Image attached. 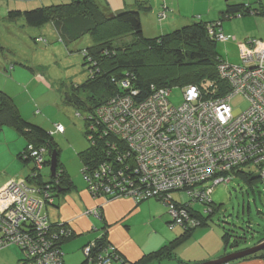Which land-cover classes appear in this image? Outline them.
Here are the masks:
<instances>
[{"label": "trees", "instance_id": "trees-1", "mask_svg": "<svg viewBox=\"0 0 264 264\" xmlns=\"http://www.w3.org/2000/svg\"><path fill=\"white\" fill-rule=\"evenodd\" d=\"M139 6L146 7L143 3H137L135 8L112 11L99 0H71L68 3L42 6L31 10L10 9L5 17L11 22L22 18L25 24L32 27L53 23L59 39L67 48L85 35H90L93 38L91 45L78 50L82 55V65L88 66V80L79 85L73 84L69 91L64 88L60 96L62 101L74 107L80 116V110L85 112L83 118L84 136L88 141V147L79 152L82 162L81 172L85 173L83 175L85 183L89 180L98 187L109 186L114 189V186L120 184L129 191L138 187L145 188V183L141 182L139 165L135 159L134 151L132 152L129 143L122 138L121 133L113 131L98 118L101 107L112 106L115 100L124 96L141 101L150 96L152 87H168L171 92L173 88L196 86L204 99L216 98L228 91L227 84L220 79L217 70V63L223 59L215 48L219 42L209 34V29H214L213 25L215 26L216 22L220 23L219 20L194 21L166 34L148 38L142 31L141 8ZM262 11L260 12L262 13ZM257 12L258 10L251 9L244 3L227 4L224 16L230 18L245 14H257ZM124 33L129 34L131 43H119L114 47L112 39L115 40ZM3 49V46L0 45V53L3 52ZM145 51L155 61L151 62L147 54L144 53ZM165 59L169 61L171 67H165L166 64L162 63ZM122 81H128L129 86H122ZM5 127L13 128L26 140L25 147L17 155V158L25 166L31 164L30 171L24 178L26 183L35 186L44 196L45 207L56 205L55 200L59 197L58 191L59 188H62L61 184L65 188H70L71 179L61 163L59 176L61 184L51 181L53 179L50 170L48 174L44 173L45 167L50 168V151L54 150L58 155V150L51 144L52 133H55L54 129L49 132L26 120L13 98L0 89V130ZM29 145L41 155L42 163L37 164L36 157L29 154L27 151ZM86 163H88L87 171L83 170ZM32 169H34L35 176H33ZM229 175L230 177L232 175L239 176L251 186L259 181L264 182V177L259 171L250 166L236 167ZM183 193V190L177 189L162 196L152 195V197L165 205L161 197L169 196L179 207L184 206L181 202ZM98 194L96 196H99ZM113 196L106 195V198L108 200L116 199ZM210 204L211 207L212 200ZM166 208L169 211V207L166 206ZM190 208L189 217L194 219L195 224L193 226H190L188 222L172 224L170 215L167 229L172 231L176 226H179L182 232L156 251L147 254L142 262L177 259L175 250L179 246L188 241L197 229L210 227L208 225L210 208L197 209L195 204ZM213 212L214 209L211 210V214ZM48 221L51 229L58 228L61 223L51 222L49 218ZM217 226L221 230L224 253L229 254L248 248L228 251L229 245L238 247L239 244L246 242L245 231L239 226L237 228L235 224L228 231L222 226ZM23 230H26V227ZM52 233L58 232L56 230ZM263 239L258 240L253 246ZM231 240L233 241L230 242ZM248 257L264 258V251L244 258ZM109 259L112 264H130L119 252H115ZM179 262V264H187ZM27 264H35V261H29ZM59 264H64L63 251ZM81 264L92 263L83 256Z\"/></svg>", "mask_w": 264, "mask_h": 264}, {"label": "rangeland", "instance_id": "rangeland-1", "mask_svg": "<svg viewBox=\"0 0 264 264\" xmlns=\"http://www.w3.org/2000/svg\"><path fill=\"white\" fill-rule=\"evenodd\" d=\"M70 1L0 0V45L4 48L3 52L0 53V89L13 98L20 113L26 120H33L34 124L43 127L49 132L54 129L55 133H52L51 144L58 150V155L55 154L57 165L51 181L58 184L61 178L59 177L61 163L71 179L70 186L73 185L80 190L85 185L83 177L85 173L81 172L82 162L79 152L88 147V141L84 136L83 118L85 112L80 110V116L74 107L62 101L60 94L63 93L64 88L69 91L73 84L79 85L88 80V66L82 65V55L78 50L91 45L93 38L90 35H85L67 48L59 39L58 33L55 34L50 23L41 26L43 27L41 28L28 26L22 18L12 22L5 18L10 9L24 11ZM137 1L143 4L147 2L151 6L150 9L139 6L141 8L142 31L144 36L148 38L166 34L175 28H180L194 21L208 22L219 20L223 33L228 35L230 40L217 43L215 48L216 52L230 64L239 63V43L249 40L264 41V0H108L112 8H116V10H124V7H129V5L135 8ZM163 1L166 2L164 3ZM237 3L247 4L251 9L258 10V12L257 14L225 17L226 5ZM160 12L166 14L163 22L158 19ZM120 36L115 40L112 39L111 42L114 43L112 44L114 47L116 44L128 43L131 40L129 34L124 33ZM39 37H42V39H38ZM144 53L147 54L151 62L155 61L151 59L152 57L147 51ZM162 63L166 64L165 67H171L167 59L163 60ZM169 101L173 105L180 104L182 102L181 89L173 88ZM230 104L233 110L245 109L247 106V102L241 95L235 96ZM58 123L64 128L61 129ZM62 130L64 131L62 132ZM54 153V150L50 151L51 156ZM17 162L25 169L20 160H17ZM6 163L8 162H3L0 158V170L8 165ZM16 165V163H13V168ZM30 165H26V168H29ZM87 168L88 163L85 164L83 170L87 171ZM48 171L49 168L45 167L44 173L48 174ZM33 172L34 169H32ZM208 184L210 185V182ZM61 187L58 191L59 196H64L71 189V187L65 188L63 184H61ZM38 196L42 198V195L38 194ZM126 198L132 199L131 197ZM211 200L213 202L211 207L209 206L211 205L210 202L207 201L201 205L197 204V200L192 202L197 209L210 208L208 212L210 214V220H208L210 227H207L210 228V231L201 232L196 236L194 232L188 241L175 250L176 256L194 254L196 252L206 253L210 248L218 249L219 246L222 247L224 244L222 239L220 240L221 230L217 225L224 227L228 231L235 224L237 228L239 226L245 231L246 242L239 244L238 247L229 245L228 251L237 248H249L258 240L264 238V182L259 181L251 186L241 177L232 175L228 182H222L214 186ZM132 201L134 205L140 203V205L144 204L146 206L145 211L138 215L139 221L134 227L138 237L142 236L147 241L148 239L152 241L158 236L163 238V236H167L169 233L173 234L179 228L181 229V227L176 226L177 228L174 231H169L165 222L170 218L171 214H175V218H180L182 210L189 214L191 209L188 205L177 207L171 199L164 201L165 205L171 209L170 213L166 206L154 197H149L138 203L134 199ZM172 204L174 208H171L170 205ZM103 205L104 203L99 204L82 213V216H94L98 219V222L101 221L103 223L100 229H95L101 230L103 233L97 235L98 231L95 232V239L88 241L81 248V256H84L87 260H92V264H102L104 258H100L99 255L105 250L111 249L119 252L118 248L105 235L108 228L103 222V214L101 212ZM212 209H214V212L211 214ZM150 221L152 225L149 223ZM61 223H59V227L63 226ZM63 223H66L64 225L65 229L69 230L70 233L68 235L47 233L46 237L52 238L50 239L52 244L50 248L58 247L62 250V246L75 237L76 233L68 225V222ZM150 230L157 234L148 236ZM263 241L264 239L256 245ZM261 251L263 252L264 249ZM23 257V252L16 245L12 244L0 249V261L3 260L2 264H17L16 260L18 258L22 259L18 264H26ZM142 261L134 264H142ZM170 261L172 260H166L165 263Z\"/></svg>", "mask_w": 264, "mask_h": 264}, {"label": "built area", "instance_id": "built-area-1", "mask_svg": "<svg viewBox=\"0 0 264 264\" xmlns=\"http://www.w3.org/2000/svg\"><path fill=\"white\" fill-rule=\"evenodd\" d=\"M164 14H158L159 20ZM213 27L209 34L216 41L230 40L219 22ZM238 48V64L223 59L217 63L219 77L228 86L221 96L204 99L196 86H187L181 88L182 102L173 105L168 87H152L150 96L141 101L124 96L112 106L101 107L98 118L121 133L134 151L145 188L129 191L120 184L114 189L98 187L86 178L89 193L93 197H131L138 203L181 189L182 204L192 207L194 200L197 204L211 202L214 186L228 182L229 173L236 167L250 166L264 177V41L241 42ZM121 84L129 86L128 81ZM237 95L247 102L245 109H232L230 102ZM27 151L36 157L37 164L43 162L31 145ZM38 194L39 190L24 178L12 179L0 188V249L16 245L26 264H59L62 252L58 247L50 248L52 238L46 234L57 230L56 235H68L70 231L63 222V226L51 229L43 211L44 196ZM181 214L180 218L171 214L172 224H195L186 211ZM115 252L108 249L100 253L102 264H112L109 257Z\"/></svg>", "mask_w": 264, "mask_h": 264}, {"label": "crops", "instance_id": "crops-1", "mask_svg": "<svg viewBox=\"0 0 264 264\" xmlns=\"http://www.w3.org/2000/svg\"><path fill=\"white\" fill-rule=\"evenodd\" d=\"M101 2L108 4L107 6L112 11H119L116 10V8H112L108 0H102ZM137 3L139 2L137 1ZM145 4L146 9L151 8L150 4H147V2H145ZM130 8L134 7H132V5H129V7H124V9ZM165 17L166 14H164V18ZM164 18L159 21L163 22ZM50 24L53 26L55 34H57L53 23ZM38 39H42V37H39ZM38 79L40 80V78ZM32 121L33 120H31V122ZM25 145L26 140L13 128L5 127L0 130V158L3 162H8L6 163L8 165L0 170V188L12 179L25 178L29 173L31 165L29 168H26L25 164L20 161L25 166L24 169L17 162V160H19L17 155L21 152ZM13 163L17 164L15 168L12 166ZM55 203L56 205H47L44 209V213L51 222H68V225L76 233L74 238L70 239L62 246V251L64 253V264H81L83 261V256H81L82 246L88 241L95 239V232L98 231L97 235H101L103 233L101 230H95L96 228L100 229L103 224L101 221L98 222V219L94 216H82V213L87 209L96 207L99 204L104 203L103 207L101 208V212L103 214V222L108 228L105 234L107 239L118 248L119 252L130 264L142 261L147 254L156 251L182 232V229L179 228V230L173 234L169 233L167 236H163V238L158 236L152 241H149V239L147 241L142 236L138 237L136 228L134 226L137 221H139L137 218L138 215L142 211H145L146 206L144 204L140 205V203L138 205H134L132 199L129 198L107 200L104 197H92L86 189V184L80 188V190L72 185L70 191L64 196H59L55 200ZM168 220L169 219H167V221ZM167 221L165 222L166 224ZM149 223L152 225L151 221ZM176 228H174L172 231H174ZM204 231H210V228L198 229L195 231V236ZM156 234V232L150 230L148 236ZM224 255H227V253L223 252V246H219L218 249L210 248L206 253L196 252L194 254L180 255L181 257L177 256V259L170 258L160 261H146L142 264H179V261L187 264H196L217 259ZM20 260L21 258H18L16 263L18 264ZM166 260L172 261L165 263ZM2 263L3 260L0 261V264ZM226 264H264V258L248 257L236 259Z\"/></svg>", "mask_w": 264, "mask_h": 264}, {"label": "water", "instance_id": "water-1", "mask_svg": "<svg viewBox=\"0 0 264 264\" xmlns=\"http://www.w3.org/2000/svg\"><path fill=\"white\" fill-rule=\"evenodd\" d=\"M55 153L52 154L51 158H50V163H49V170H50V175L51 177L54 176V172H55V169H56V165H57V162H56V157H55ZM262 249H264V241L258 245H254L252 247H249L247 249H243V250H240V251H235V252H232V253H229L227 255H224L222 257H219L217 259H213V260H210V261H205V262H202V263H196V264H226L230 261H233V260H236V259H240V258H244L246 256H249V255H252V254H255L259 251H261Z\"/></svg>", "mask_w": 264, "mask_h": 264}, {"label": "bare ground", "instance_id": "bare-ground-1", "mask_svg": "<svg viewBox=\"0 0 264 264\" xmlns=\"http://www.w3.org/2000/svg\"><path fill=\"white\" fill-rule=\"evenodd\" d=\"M174 87V86H173ZM86 184V183H85ZM203 212V211H202ZM100 243V242H99ZM10 246V245H9Z\"/></svg>", "mask_w": 264, "mask_h": 264}]
</instances>
